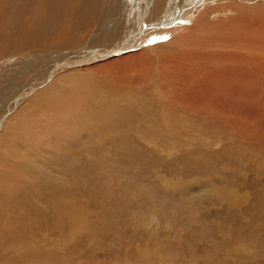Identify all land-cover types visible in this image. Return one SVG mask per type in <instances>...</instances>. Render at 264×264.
<instances>
[{"label": "rangeland", "instance_id": "obj_1", "mask_svg": "<svg viewBox=\"0 0 264 264\" xmlns=\"http://www.w3.org/2000/svg\"><path fill=\"white\" fill-rule=\"evenodd\" d=\"M122 2V15L125 16L120 25L125 29L124 35L126 28H131L129 24L138 20V15L143 26L149 29L157 22H166V26L154 29L155 34L151 29L152 36L137 47L147 50L144 57L147 64L143 68L126 66L120 59L115 60L112 67L105 64L111 58L136 49L125 50L122 42L105 43L104 47H100L103 42L95 46L87 42L84 48L71 55L66 54L68 49L56 52L36 46L16 52L15 47L11 54L0 55V138L6 127H14L23 117L34 118L32 108L36 96L49 92L58 82L85 75L96 85L104 84L109 76L132 82L129 87L114 82L119 86L113 94L109 90L102 91L112 100L111 110L123 113L129 110L134 118L131 125L140 128L139 132H130L133 136L128 135L132 149L122 151L121 140L108 132L103 121L101 125L89 120L91 124L84 123L83 130L81 126L73 134L59 136L65 145L77 143L78 148L71 151L74 150L81 161L76 162L77 165L74 163V167L64 165L57 170L66 178L74 172L76 178L80 177L77 179L78 191L81 190L80 204L87 219L93 223L96 240L89 244L81 234L76 240L64 243L59 237L62 239L65 233L47 226L34 236L37 241L41 238L42 245H37L50 250L52 246L62 244L61 250L66 252L58 253L59 248H56L57 253L54 251L55 255H52L56 261L62 259L59 260L61 264L66 261L72 264L74 260L90 264H264V46L240 44L235 36L226 42L222 39L221 60L202 66L203 70L200 67L199 74L193 79L207 82L206 87L210 90L189 96L183 94L178 85H186L183 80L186 77L182 76L189 66L182 65L180 73L174 74L173 85L167 82L166 86L159 81L163 77L161 74L172 69L164 66L160 54L153 49L170 41L179 45L187 43L183 36H191L190 27L203 12L220 8L223 16L219 21L225 22L235 16L240 7L263 8L264 0H165L164 9L158 13L152 12L155 0ZM146 3L148 7L143 8ZM130 39L135 41L133 36L127 40ZM101 51L116 54L104 55ZM67 60L68 64L52 68L53 63ZM155 63L162 64L163 68ZM95 66H101V69H95ZM218 68L222 70L221 78ZM143 84L147 87L143 88ZM190 85L195 83L191 80ZM120 95L128 96L129 101L114 102ZM130 98H134V102ZM131 107L138 112L134 114ZM98 127L103 129L98 130ZM86 128L90 135L94 132L89 138ZM47 145L37 148L36 151L41 153L36 156L43 158V162L39 161L41 167L46 165L44 168L55 174V162L73 152L68 148L59 150L55 144ZM81 145L84 146L81 148ZM88 158L97 162L92 176L83 178L87 174L82 161ZM123 194L128 195L125 198ZM15 249L12 251L17 255L20 248ZM7 258L0 245V263L6 262ZM67 258L70 260H65Z\"/></svg>", "mask_w": 264, "mask_h": 264}, {"label": "bare ground", "instance_id": "obj_2", "mask_svg": "<svg viewBox=\"0 0 264 264\" xmlns=\"http://www.w3.org/2000/svg\"><path fill=\"white\" fill-rule=\"evenodd\" d=\"M122 1L123 0H0V55L4 56L5 54H11L13 48L15 47L17 48L15 50L16 52L18 50L27 49L32 46L42 49L45 48V50L51 51L54 49L56 52L63 49H68L69 53L66 54L71 55L72 53H76L78 50L84 48V45L87 42L88 44L94 46L103 42V45L100 47H104L105 43L113 45L115 42H122V44L125 46V50L132 48L136 49L125 54L124 56L111 58V60H109V62H105V64H110L109 66L112 67L113 65L111 64H113L115 60L118 61V59H120L122 61L124 60L123 63L126 66H129L130 64V67L142 66L143 68V66L147 64L145 62L146 58H144L146 57L145 51L147 50L139 49L137 47H139L141 43L144 42L143 40L146 41V38L148 39V37L152 36L149 33L151 29H153L155 34L154 29L164 26L166 22H163V24L157 22L154 24V26H152V28L149 29V27L143 26L144 22H141V16L138 15V20H133V24H129L131 25V28H126V35H124L125 29L123 30V26L120 25L121 18L125 16L122 15L124 6ZM164 3L165 0H155L154 9L152 12H160L162 9H164ZM168 5L169 4H167V6ZM140 6H142V4H140ZM145 7H148L147 3L143 5V8ZM238 10L239 11L235 16L225 22L219 21V19H221L223 16L221 14L220 8H213V10L210 12H203L198 16L197 21L192 26V28L190 27V29H192L190 32L191 36H183V38L188 41L187 43L179 45L177 42L170 41L169 43H161L154 46L153 49L157 50V53L160 54V59H163L164 66L170 67L172 69L167 73L161 72L163 77H160L162 80H159L160 83H166L167 86V82H169L171 85H173L175 81L174 74L179 72V69L182 67V65H185V67L189 66L188 71L184 75L180 74L183 75V78L186 77L183 79L186 85L183 86L182 83L178 84L180 87L179 90L183 94H188V96L189 94L199 95V92L201 93L202 90L209 91L210 89L206 87L207 82L203 83L202 81L200 83L198 81L200 84L196 85L198 82H195L193 79L196 78V74H199L198 71L200 67L202 69V66L210 64V62H219L221 60V51L219 48L221 49L222 39L226 42L230 41L231 37L235 36L240 44H246L249 47L262 46L263 48L264 7L249 8L247 6H243ZM160 15L162 16V14ZM182 16L183 15H181V17ZM244 26L247 28H244ZM131 36L135 38L134 42H132L131 39L127 40ZM197 47L199 48L195 49ZM104 53L110 55L116 54V52L114 54L110 51H105L103 54ZM78 57L83 56L78 55ZM71 58L69 60H71ZM151 59H154V57H151ZM67 62L68 60L53 63L52 68H59L63 64H68ZM155 64L158 66L157 63ZM192 64L195 68L192 67ZM100 67H97L98 70ZM94 68L97 69L96 66ZM122 68L120 69L122 70ZM162 68L163 65L161 66V69ZM221 71L222 70L220 68L218 70V76L220 78L222 75ZM95 72L98 73V71ZM122 72L124 73V71ZM130 72L131 71H129V73ZM130 74L133 73L131 72ZM234 74H236V72ZM119 76L121 77L123 74H119ZM109 78H111V76H109ZM109 78H107L105 83L102 85L94 84L91 77L88 75L83 77H71L69 80H66V82L62 79L63 83L58 82V85L49 92H42L36 96V103L34 102L35 105L32 108L34 109V118L23 117V119L20 122L18 121L19 123L17 122L14 127H6V129H4L5 133L0 138V245L8 258L6 262L0 264H61L59 260L62 261V259L56 261L52 255H55V250H58L56 248H59L58 253H64V251L66 252L65 249L61 250L64 246H61L62 244H57L56 246H52L53 249H45L40 247L42 245V241L40 240L41 238H39V242V240L37 241V239L34 237L38 234V231L47 226L55 228L60 233H65V235H63L64 238L59 234L62 236V239L59 237V240L63 241L64 243L76 240L75 238L81 234L84 236V239L87 243L90 244L94 241L95 237L94 227L92 225L93 223L87 219L86 213L82 211V205L80 204L82 200H80L79 191L81 190L78 191V187L80 186H78L79 182L77 180L80 177L76 178L77 175L74 172L72 175L67 173V175L69 174L71 176L70 178H66L63 175H60L57 169L64 165H67V168L69 165L74 167V163L81 161V158H79L80 156L78 157L77 154L73 152L74 150L71 151V149L77 147V143H67V145H65V143L62 142L63 139L60 140V138L64 134H73L75 130L79 129L81 126L83 127V124H86V122H88L87 124L89 125L92 121L101 123V125H103V121L104 125L108 127L109 131H107L112 134L113 137L116 136L121 140V143L119 142V144L122 151L133 148V143L128 140V135L131 131L139 132L138 130L140 129H138L136 126L133 127L134 125H131L134 119L133 115L129 114V110L125 112V109L123 110L124 113L121 110H111V98L102 94V91L107 90H109L112 94L113 92L116 93V87L119 85H114V82L123 84L125 87L131 86L132 82L127 80V78L122 79L118 76H116V79L111 78L113 81ZM191 80L193 83H195V85L191 86L193 85L191 84V87H189L188 84ZM244 80H246V77H244ZM262 82L264 83V81ZM209 85L211 84L209 83ZM220 85L219 87L221 89ZM145 87L147 86L144 85L143 88ZM174 87L176 88V85H174ZM220 89L218 90L216 88V90L219 92ZM216 97L219 96L216 95ZM127 99H129L128 96L120 95L118 96V99L113 101L117 102L120 100L123 103V101H129ZM133 99L134 98H130V100ZM120 101L118 105H120ZM139 101L141 100L139 99ZM130 102L133 103L134 100L133 102ZM139 103L138 105H140ZM124 105L126 107L125 103ZM138 105L136 106L138 107ZM143 106L139 107L142 108ZM117 108H119V106ZM133 109L134 108H132V110ZM136 110H133L135 112H133L134 114L138 112H136ZM89 120L91 121L90 123ZM82 127L81 129L83 130L84 127ZM101 129L98 127V130ZM88 130L89 129H87V132ZM85 131L86 130H84V132ZM97 133L95 132V134ZM85 134L87 133L85 132ZM92 134L90 135L88 132V138L92 136ZM103 134L104 133H101V135ZM79 135L82 136L81 133H79ZM131 136H133V133ZM66 137L67 136H65V140ZM86 138L85 140L87 142ZM85 140H83V143H86ZM90 143L91 142H89V144ZM47 144H55L54 146L59 150L68 148L71 152H73L69 154L67 153L68 155L66 158L60 160L58 159V162H55V174L44 168L46 165L41 167V164L39 163V161L43 162V158H38V155L41 152H38L39 150L36 151V149L40 146L45 147ZM82 146L84 145H81V148ZM58 149L56 150L59 151ZM36 154L38 155L36 156ZM42 154H40V156ZM43 155H45V153ZM52 159L55 160L54 158ZM46 160L47 159H45L44 162ZM82 162H84V166L82 165L85 169L84 173L87 174L82 177L87 178V176H92L93 166L96 165L95 163L97 161L92 158H88ZM64 170H66V167ZM127 195H124V197L126 198ZM51 236H53V234ZM54 242L57 243L56 239ZM39 243L40 246L37 245ZM16 247L20 248L21 250H17L19 253L14 255L16 251L13 252L12 250ZM65 256L63 257L65 258ZM66 257H69L68 254ZM68 259L69 258L65 260ZM69 262L66 261L63 264H70ZM72 264L90 263H80L77 261L75 262L74 260Z\"/></svg>", "mask_w": 264, "mask_h": 264}]
</instances>
